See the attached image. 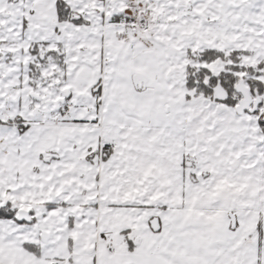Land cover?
<instances>
[{
	"label": "snow or ice",
	"instance_id": "snow-or-ice-1",
	"mask_svg": "<svg viewBox=\"0 0 264 264\" xmlns=\"http://www.w3.org/2000/svg\"><path fill=\"white\" fill-rule=\"evenodd\" d=\"M0 264H264V0H0Z\"/></svg>",
	"mask_w": 264,
	"mask_h": 264
}]
</instances>
